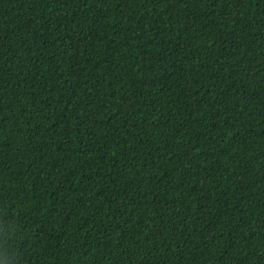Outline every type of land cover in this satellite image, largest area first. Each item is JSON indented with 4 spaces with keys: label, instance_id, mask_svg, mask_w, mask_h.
Masks as SVG:
<instances>
[{
    "label": "trees",
    "instance_id": "trees-1",
    "mask_svg": "<svg viewBox=\"0 0 264 264\" xmlns=\"http://www.w3.org/2000/svg\"><path fill=\"white\" fill-rule=\"evenodd\" d=\"M0 264H264V0H0Z\"/></svg>",
    "mask_w": 264,
    "mask_h": 264
}]
</instances>
